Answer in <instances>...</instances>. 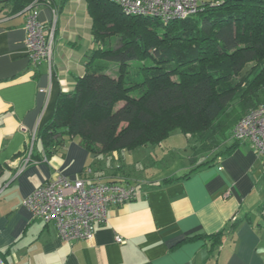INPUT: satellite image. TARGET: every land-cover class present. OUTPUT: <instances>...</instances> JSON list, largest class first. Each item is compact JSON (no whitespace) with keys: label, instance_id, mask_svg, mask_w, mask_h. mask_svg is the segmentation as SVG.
I'll use <instances>...</instances> for the list:
<instances>
[{"label":"crops","instance_id":"obj_1","mask_svg":"<svg viewBox=\"0 0 264 264\" xmlns=\"http://www.w3.org/2000/svg\"><path fill=\"white\" fill-rule=\"evenodd\" d=\"M20 1L0 0V254L6 263L264 264V157L248 141L207 165L194 166L191 154L180 170L146 181L122 168L124 159L115 165L120 152L95 154L79 136L45 145L40 129L53 117L60 93L72 91L85 74L97 47L93 19L87 0L42 3L39 19L46 33L55 30L53 61L35 65ZM188 138L192 149L195 140ZM59 176L134 185L137 198L109 206L107 220L90 237L63 240L54 222L25 205L37 187ZM221 230L222 243L215 246L206 234Z\"/></svg>","mask_w":264,"mask_h":264},{"label":"trees","instance_id":"obj_2","mask_svg":"<svg viewBox=\"0 0 264 264\" xmlns=\"http://www.w3.org/2000/svg\"><path fill=\"white\" fill-rule=\"evenodd\" d=\"M31 1L21 0L20 7ZM87 2L97 47L40 129L47 147L73 135L95 154L134 150L179 130L198 152H209L264 104V0H207L202 11L167 24L129 15L109 0ZM232 140L216 156L241 142ZM224 234L206 236L217 246Z\"/></svg>","mask_w":264,"mask_h":264},{"label":"built area","instance_id":"obj_3","mask_svg":"<svg viewBox=\"0 0 264 264\" xmlns=\"http://www.w3.org/2000/svg\"><path fill=\"white\" fill-rule=\"evenodd\" d=\"M129 15L156 17L164 24L183 19L203 10L207 0H109ZM49 0H32L26 12L28 55L35 65L53 61L54 27L46 33L39 19V4ZM217 1H211L215 5ZM50 4V3H49ZM232 138L248 141L264 157V104L250 110L235 125ZM134 185L118 181L90 183L85 177L69 179L59 176L37 187L25 200L31 213L45 222H54L63 240L90 237L96 226L107 220L108 208L137 198ZM117 241L125 239L118 236Z\"/></svg>","mask_w":264,"mask_h":264},{"label":"rangeland","instance_id":"obj_4","mask_svg":"<svg viewBox=\"0 0 264 264\" xmlns=\"http://www.w3.org/2000/svg\"><path fill=\"white\" fill-rule=\"evenodd\" d=\"M51 4L52 3H50V5ZM248 68L249 66L246 69ZM115 70L116 66L110 64V71ZM232 133L229 140L233 139ZM188 139V136L183 134L181 131L175 130L167 139L162 141L164 144L162 147L159 145H151L145 148L139 147L134 150L118 151L120 152L122 161L119 160L118 163L115 162V165L124 163V159L126 165L122 168L128 172H132L133 176L146 181L159 177L158 173L169 175L180 170L182 166L184 167L188 164L189 155L191 154L193 155L194 166L197 164L200 165L206 160L212 158L214 155L216 156L217 153L224 147L222 145L216 149L214 148L215 150H210L209 152H198L197 148L193 147L191 149L188 146L189 142L186 141ZM193 140L194 139H191L190 142ZM224 143H227V140L224 141Z\"/></svg>","mask_w":264,"mask_h":264},{"label":"bare ground","instance_id":"obj_5","mask_svg":"<svg viewBox=\"0 0 264 264\" xmlns=\"http://www.w3.org/2000/svg\"><path fill=\"white\" fill-rule=\"evenodd\" d=\"M41 4H39V6H40ZM23 12H25L24 10H23ZM26 13V12H25ZM50 31H51V28H50ZM53 32H55V30H53Z\"/></svg>","mask_w":264,"mask_h":264},{"label":"water","instance_id":"obj_6","mask_svg":"<svg viewBox=\"0 0 264 264\" xmlns=\"http://www.w3.org/2000/svg\"><path fill=\"white\" fill-rule=\"evenodd\" d=\"M1 264H3V262L0 260Z\"/></svg>","mask_w":264,"mask_h":264}]
</instances>
